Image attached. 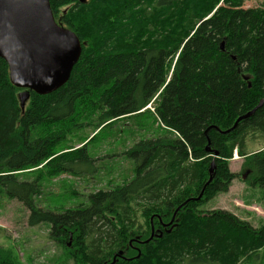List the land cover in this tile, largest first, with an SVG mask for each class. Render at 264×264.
Masks as SVG:
<instances>
[{
  "label": "trees",
  "instance_id": "obj_1",
  "mask_svg": "<svg viewBox=\"0 0 264 264\" xmlns=\"http://www.w3.org/2000/svg\"><path fill=\"white\" fill-rule=\"evenodd\" d=\"M248 1L50 0L82 55L66 85L30 91L24 109L0 58V203L50 226L67 259L54 264H264V225L201 209L238 178L235 153L264 190V150L250 154L247 142L264 139V8ZM120 120L130 135L154 133L122 154L132 177L74 207L50 206L52 192L41 200L50 177L98 173L92 144ZM72 133H88L83 146L64 145ZM0 264L20 262L0 246Z\"/></svg>",
  "mask_w": 264,
  "mask_h": 264
},
{
  "label": "rangeland",
  "instance_id": "obj_2",
  "mask_svg": "<svg viewBox=\"0 0 264 264\" xmlns=\"http://www.w3.org/2000/svg\"><path fill=\"white\" fill-rule=\"evenodd\" d=\"M245 8H264V0L248 1ZM148 108L153 110L151 106H148ZM119 122L114 131L111 132L115 134L114 136H111V133L110 135L104 133L100 136V139L106 136L107 139L109 138L107 141L100 143L97 141L92 144L95 148L91 149L97 154L95 164L98 166V173L85 177L81 175L77 178L69 175L48 177L49 179L44 181V193L40 199H45L52 192L51 196L55 197L49 203L50 206L53 208H70L85 201L86 196L90 193L113 189L122 186L124 182L129 180L132 177V165L122 154L127 148H131L135 142L142 138L152 137L154 133L138 132L135 135H130L127 132L129 129L126 130L129 126L125 125L123 120ZM118 130L119 132H116ZM87 132H91V130L88 129ZM87 134L81 133L79 135H84V138ZM79 135L70 134L69 137L67 136L64 145L71 143L77 148L83 146L80 145L83 138L79 139ZM92 136L90 135L89 139ZM76 139L79 140L76 141ZM247 142L250 154L264 150V139L259 136L253 137V135H250ZM229 166L231 172L236 173L238 178L233 181L227 192L217 194L203 204L201 209L204 211L226 210L256 228L263 226L264 190L249 186V171L245 167V160L239 155L234 154ZM75 189L79 193L78 197L66 199L71 194L70 190ZM47 201H50V199ZM45 205L46 203L43 202L39 204V207H45ZM29 214L28 209L16 200H4L0 203V246L11 249L20 264H54L56 263L55 260H67L62 248L50 241V226L45 224L30 227L28 224ZM138 215L143 222L144 218L141 217V213H138ZM69 246L71 247V242L68 243Z\"/></svg>",
  "mask_w": 264,
  "mask_h": 264
},
{
  "label": "water",
  "instance_id": "obj_3",
  "mask_svg": "<svg viewBox=\"0 0 264 264\" xmlns=\"http://www.w3.org/2000/svg\"><path fill=\"white\" fill-rule=\"evenodd\" d=\"M81 55L79 37L56 22L50 0H0V58L9 66L11 83L24 89L22 108L30 91L48 95L66 85ZM262 104L239 118L233 129ZM214 170L213 164L211 175Z\"/></svg>",
  "mask_w": 264,
  "mask_h": 264
},
{
  "label": "bare ground",
  "instance_id": "obj_4",
  "mask_svg": "<svg viewBox=\"0 0 264 264\" xmlns=\"http://www.w3.org/2000/svg\"><path fill=\"white\" fill-rule=\"evenodd\" d=\"M20 103H21V101H20ZM154 235V233H152V236Z\"/></svg>",
  "mask_w": 264,
  "mask_h": 264
},
{
  "label": "built area",
  "instance_id": "obj_5",
  "mask_svg": "<svg viewBox=\"0 0 264 264\" xmlns=\"http://www.w3.org/2000/svg\"><path fill=\"white\" fill-rule=\"evenodd\" d=\"M235 155H237V153H235Z\"/></svg>",
  "mask_w": 264,
  "mask_h": 264
},
{
  "label": "flooded vegetation",
  "instance_id": "obj_6",
  "mask_svg": "<svg viewBox=\"0 0 264 264\" xmlns=\"http://www.w3.org/2000/svg\"><path fill=\"white\" fill-rule=\"evenodd\" d=\"M70 247V246H69Z\"/></svg>",
  "mask_w": 264,
  "mask_h": 264
}]
</instances>
